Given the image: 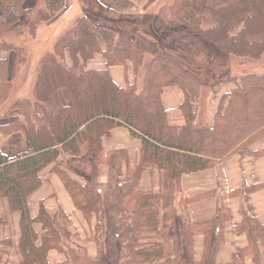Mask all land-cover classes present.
<instances>
[{
	"label": "trees",
	"instance_id": "16d2710c",
	"mask_svg": "<svg viewBox=\"0 0 264 264\" xmlns=\"http://www.w3.org/2000/svg\"><path fill=\"white\" fill-rule=\"evenodd\" d=\"M26 1L0 0L6 7L0 15V51H15L14 67L24 61V48L8 39V34L21 33L24 28L33 31L39 22L52 20L66 6V0H44L42 6L40 0H34L29 7ZM130 1L137 4L141 0ZM168 5L162 4L154 14L131 16L95 1L40 58L33 101L23 99L11 105L7 114L17 113L24 119L30 144L27 152L12 157L0 154V198L6 199L10 211L20 214L19 264H50V250L62 251L71 264H93L85 249L72 240L69 220L61 209L50 214L40 204L38 213L30 214L28 198L43 182L41 171L52 163L74 207L86 218L96 217L92 238L100 249L97 189L105 185L111 264H215L228 209L216 187L185 194L182 178L211 169L238 152L264 156V147L247 150L264 138V75H227L212 82L211 89L225 82L232 86L221 96L213 120L207 124L198 118V99L201 75L208 69L194 59L178 58L172 51H190L193 36L207 49L212 45L222 54L262 57L264 0H172ZM146 41L152 50L165 48L167 52L154 54L145 63L150 48ZM112 66L128 68L132 82L118 86L109 73ZM11 79L8 60L0 58V102L6 98ZM170 86L184 93L177 115H170L161 100L163 90ZM59 90H64L67 104L61 101ZM172 117L183 123L176 124ZM115 127L127 128L131 137L141 141L137 166H129L124 149L104 151L102 140ZM16 128L0 124V132L6 134ZM101 165L108 167L104 184L98 179ZM148 167L161 172L158 193L139 188L141 174ZM260 186L264 183L245 186L236 193ZM153 199L161 208L149 205ZM206 199L214 200L213 215L182 224L176 208L186 209ZM35 224L41 225L40 233ZM178 224L184 231L186 262L175 247ZM6 225L7 217L1 215L0 264L13 244L3 234ZM237 230L246 235L248 245L230 264H244L247 254L252 255L253 264H264V224L242 210ZM194 232L204 236L199 262L192 256ZM150 234L154 241H144ZM101 257L100 251L98 260Z\"/></svg>",
	"mask_w": 264,
	"mask_h": 264
},
{
	"label": "crops",
	"instance_id": "0c3cea01",
	"mask_svg": "<svg viewBox=\"0 0 264 264\" xmlns=\"http://www.w3.org/2000/svg\"><path fill=\"white\" fill-rule=\"evenodd\" d=\"M114 1V2H112ZM124 3H133L130 0H121ZM34 2V0H33ZM106 3V4H105ZM33 3L30 0L26 1V7ZM105 4V5H104ZM104 6L112 10L129 15L138 12L137 9H124L117 0H105ZM6 10L3 3H0V15ZM144 10V9H143ZM141 13V12H139ZM7 53L0 51V58L8 60L9 76H12L15 57L14 53ZM69 62V59H66ZM109 73L112 79L120 87H125L132 82V75L128 68L122 66H112L109 68ZM232 84H224L217 92V97L207 99L204 112L198 115V118L210 124L213 120L215 111L218 107L221 96L231 88ZM211 90V89H210ZM59 96L64 104L68 103V98L64 90H59ZM184 93L177 86H170L163 90L161 100L165 109L170 115H177V107L183 101ZM17 113L10 114L0 120V124L16 125V129L11 132H0V154L8 157L15 156L19 153L29 151L30 144L28 142L25 129L24 119ZM176 124H182L183 121L179 117H172ZM13 122V123H12ZM104 151L114 149H124L128 156L129 166H137L139 162V152L141 148V141L130 136V133L125 127H115L110 131L108 137L102 140ZM264 147V138L255 142L248 151H255ZM62 157H66L62 155ZM54 163L47 166L40 173L43 182L28 198L29 211L32 216L39 211L40 204L44 209L53 214L58 209H61L69 220V231L72 240L81 245L85 249L86 255L90 259H98L101 249L99 248L96 239H93L96 225V217L94 215L88 218L78 211L71 200L59 174L54 167ZM61 166L58 167L61 170ZM64 171V170H61ZM108 167L106 165L100 166L99 181L103 184L107 181ZM264 183V156H254L252 154H243L241 152L235 153L225 160L221 161L217 166L208 169L204 172L186 175L182 178V185L185 194H193L198 191H203L212 187L218 189V194L222 197V201L229 212V219L223 229V242L219 247L214 262L215 264H230L234 258L245 250L248 245V239L243 232L237 230L238 223L242 220V210H245L249 215L256 217L264 224V186L254 188L245 193H236L237 190L243 189L245 186L252 187L254 185ZM139 188L143 191H152L153 193L160 192L162 188V175L156 167L146 168L140 177ZM229 192H234V195H229ZM151 207L161 208L158 200H151L149 202ZM1 213L7 217V225L3 234L10 236L12 239V247L9 248L8 254L5 256L3 264H19L20 253L18 250L19 229V212H12L9 209L6 199L0 198ZM214 200L206 199L199 202L189 204L186 209L182 206L176 208L177 216H182V224L190 221L206 220L214 213ZM101 213V209H100ZM100 217V214H99ZM101 224V219L99 221ZM34 228L37 232H41L40 224H35ZM92 238V240L90 239ZM90 239V240H89ZM179 235L175 247L178 249ZM153 239V234L147 235L144 241ZM204 236L201 232H194L192 243L193 260L199 262L202 260L204 252ZM264 244V239H263ZM170 255L173 253V247L169 245ZM64 253L57 250H50L48 252V262L50 264H71ZM244 264H253L252 255L247 254L243 257ZM151 264H160V262H153Z\"/></svg>",
	"mask_w": 264,
	"mask_h": 264
},
{
	"label": "rangeland",
	"instance_id": "374dc122",
	"mask_svg": "<svg viewBox=\"0 0 264 264\" xmlns=\"http://www.w3.org/2000/svg\"><path fill=\"white\" fill-rule=\"evenodd\" d=\"M33 3V0H30ZM97 0H66V3L62 11H60L52 20L47 22H39L33 31H30L28 28H24L21 33H9L8 39L13 40L14 43H19L23 45L25 59L22 63L15 65L13 68L12 76H9L11 79V86L7 90V95L4 101L0 102V120L8 116V112L11 110V105L16 101H21L23 99H30L33 101L32 91L34 88V82L36 77V69L40 58L47 51L52 50V45L57 36L63 33L65 30L71 27L72 21L74 18L83 15L87 10H91ZM122 5L124 9H137L138 12L129 14L131 16H136L146 12L148 14H154L162 4H166V7L169 6L172 0H141L140 2L133 3H124L121 0H117ZM102 5L105 0H98ZM114 2V1H112ZM44 4V0H40V5ZM106 4V3H105ZM104 4V5H105ZM97 7V6H96ZM106 7V6H105ZM109 8V6L107 7ZM111 9V8H109ZM144 9V10H143ZM116 15V14H115ZM132 31V30H131ZM193 35V33H191ZM189 33V35L191 36ZM138 35V33H137ZM139 36V35H138ZM140 37V36H139ZM191 41L189 43L190 51L186 50H177L172 51L174 55L178 58L186 57L191 60H195L199 64L206 66L208 71L204 69V72L201 75L202 85L200 89L199 99H198V115L202 116L204 112L205 105L208 97H217V92L221 89L224 84L227 82L215 85L212 89L209 85L218 80L223 76L233 75L234 77H239L240 75L255 73L264 75V55L258 59L249 58L247 56H236L233 54H222L214 46L207 45L209 49L201 43V41L195 39L193 36L190 37ZM149 45L148 54L145 56V63L153 56L154 54H162L167 52L165 48L163 50H152L150 41H146ZM155 45L158 43L156 40L153 42ZM7 53V57L10 56V53L15 51L9 50L4 51ZM212 53L207 58L208 53ZM194 57V58H193ZM211 65V66H210ZM143 68H141L140 73ZM8 70V75H9ZM139 73V74H140ZM211 89V90H210ZM7 114V115H6ZM18 114L14 115L17 116ZM3 116V117H2ZM208 170V169H207ZM206 171V170H204ZM202 171V172H204ZM191 175V174H185ZM100 186L97 189V194L100 202V219H101V231L99 238L102 243L101 247V259H93V264H111V261L108 259V255L112 253L111 248L108 245V232L110 231V225L108 224L107 217V207L106 201L108 200V191ZM1 213L0 206V216ZM179 242H178V251L181 255V258L186 262V248L184 243V231L181 224L177 225ZM109 249V250H107ZM114 257V256H113ZM67 259V258H66ZM3 264V263H1Z\"/></svg>",
	"mask_w": 264,
	"mask_h": 264
}]
</instances>
